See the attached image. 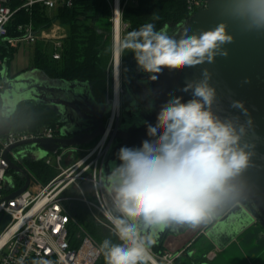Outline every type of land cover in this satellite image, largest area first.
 Returning <instances> with one entry per match:
<instances>
[{
	"label": "clouds",
	"instance_id": "1",
	"mask_svg": "<svg viewBox=\"0 0 264 264\" xmlns=\"http://www.w3.org/2000/svg\"><path fill=\"white\" fill-rule=\"evenodd\" d=\"M229 17L248 32H264V0H224ZM233 36L223 22L189 34L169 35L145 23L119 42L121 54L131 51L138 67L155 81L163 69L183 70L213 63L227 56L223 45ZM206 70L183 91L191 98H171L161 105L155 124H146L149 139L140 147L122 146L110 171L99 177L106 197L101 204L111 234L98 253L104 264H157L152 248L165 229L197 228L238 206L247 195L244 178L252 153L244 142L246 125L238 117L221 116L214 109L216 89ZM233 108L247 109L240 101ZM251 121L249 120L248 123ZM25 256L16 264H24ZM32 264H53L43 257Z\"/></svg>",
	"mask_w": 264,
	"mask_h": 264
},
{
	"label": "water",
	"instance_id": "2",
	"mask_svg": "<svg viewBox=\"0 0 264 264\" xmlns=\"http://www.w3.org/2000/svg\"><path fill=\"white\" fill-rule=\"evenodd\" d=\"M221 22L227 25V31L233 36L231 43L223 45V49L228 53L226 57L218 55L213 63L183 70L165 68L157 74L155 81L149 78L151 74L143 71L140 79L148 83L152 108L143 116L142 122L128 123L124 117L120 119L117 128L111 133V144L101 164V174H107L112 162L119 164L116 154L122 146L140 147L143 140L149 139L145 122L154 125L161 105L169 99L180 97L183 101L189 100L191 91H183L186 83L199 80L206 70L211 75L210 84L217 92L214 109L221 116L238 117L239 122L246 125L244 142L248 143V150L252 153L250 166L244 174L247 181L246 198L240 205L227 209L216 218L219 221L210 232L213 237L225 230V226H234L235 230L240 232L250 223L257 222L264 228V32L245 31L229 17L225 11L224 0H208L207 7L192 13L170 35L178 36L184 28L189 30V34L199 33ZM9 69V66L4 64L1 72L2 82L5 84L2 93L5 110L3 117L7 120L0 121V135L9 133L11 125L8 119L23 101L38 102L52 109L58 118L57 123L61 125L59 137L21 142L5 152L9 165L7 171L14 170L26 178L21 188L7 196L14 198L27 190L31 176L25 168L8 158L9 150L35 143L48 154L85 146L105 132V118L111 107L87 82L53 80L40 76L34 68L14 74H10ZM233 101L242 102L247 113L233 108ZM9 220L10 217L7 216L3 226ZM187 228L189 227L184 226L174 233L179 234ZM166 230L159 233L158 240Z\"/></svg>",
	"mask_w": 264,
	"mask_h": 264
},
{
	"label": "built area",
	"instance_id": "3",
	"mask_svg": "<svg viewBox=\"0 0 264 264\" xmlns=\"http://www.w3.org/2000/svg\"><path fill=\"white\" fill-rule=\"evenodd\" d=\"M74 0H24L22 7L31 9L35 4H41L48 9H54L58 5L72 6ZM111 5L112 15V57L107 69L105 101L110 105V112L104 127L105 132L95 140L92 147L81 150V157L63 166L65 157L71 156L72 152L60 153L56 162L44 157L35 143L12 148L8 151V158L16 165L26 169L25 159L31 157L45 162L57 169L58 174L47 184L40 183L34 175L31 176L29 187L34 184L38 187L36 193L29 187L22 194L8 198L7 196L18 187L16 178L25 183V176L14 170L7 171L9 165L5 158V152L18 143L38 139H51L60 135L61 125H47L37 130H11L5 135H0V264H16L19 257L25 256L24 264H32L34 259L41 257L51 260L53 264H100L98 249L100 243L91 235L73 216L70 203L78 201L86 206L94 219L103 227L111 229V225L102 218L101 204L106 202L102 184L99 183L101 164L105 158L110 144L111 133L117 128L122 115V86L123 54L119 51V42L127 33L129 24L123 19V10L127 4L137 3L138 0H108ZM9 0H0V45H5L14 50L22 45L35 44L40 40L49 41L53 45V57L61 58L63 48V36L56 37L47 32L38 34L34 30L32 22L21 24L18 34L9 35L8 25L18 11L8 5ZM188 9L196 12L198 9L207 7L208 0H187ZM5 61L0 57V65ZM119 86V98L116 91ZM5 90V84L0 81V94ZM2 112V108H1ZM2 114V113H1ZM3 116V115H2ZM43 151V150H42ZM37 153V155H35ZM76 157V156H75ZM12 177L11 182L6 180ZM89 188H87L88 186ZM72 186L78 190L80 196L71 193ZM86 189L97 199L96 202L89 200ZM102 217L98 215V213ZM10 220L4 226L6 217ZM73 228L77 232L72 233ZM219 250L220 248L217 247ZM153 252V250H152ZM157 264H175V257L170 252L162 254L154 253ZM179 256V254H178Z\"/></svg>",
	"mask_w": 264,
	"mask_h": 264
},
{
	"label": "trees",
	"instance_id": "4",
	"mask_svg": "<svg viewBox=\"0 0 264 264\" xmlns=\"http://www.w3.org/2000/svg\"><path fill=\"white\" fill-rule=\"evenodd\" d=\"M23 3L24 0H9L8 5L12 9H18ZM192 13L194 12L188 9L187 0H138L137 3L126 5L123 19L129 24L127 32L136 30L145 23H153L157 30L167 25L168 33L172 34ZM111 15L108 0H74L72 6L58 5L54 9L35 4L29 10L24 7L18 9L8 29L9 35L15 36L21 24L32 22L34 30L40 32L59 22L67 30L66 36L63 37L61 58L53 57L54 48L51 43L44 44L38 41L34 45L31 67L50 79L87 82L93 88H99L104 93L102 98L105 99L107 69L112 57ZM14 53V49L0 45V57L8 66L13 60ZM123 58L125 71L135 58L131 51L123 53ZM2 68L3 65H0V70ZM6 120L1 114L0 106V121ZM8 120L15 131L25 129L34 131L58 122L52 109L34 101L19 103ZM76 157L74 158L77 159ZM25 166L44 184L58 174L57 169L48 165L45 160L26 157ZM16 182L18 187L23 186L19 177L16 178ZM70 208L76 221L99 243L109 238V233L94 219L89 210L84 209L82 203L74 201L70 203ZM76 232L77 228H73L72 233Z\"/></svg>",
	"mask_w": 264,
	"mask_h": 264
},
{
	"label": "rangeland",
	"instance_id": "5",
	"mask_svg": "<svg viewBox=\"0 0 264 264\" xmlns=\"http://www.w3.org/2000/svg\"><path fill=\"white\" fill-rule=\"evenodd\" d=\"M60 25L61 24L58 22V23H55V26L51 27V28L56 29V27H58ZM48 29H50V28H48ZM49 32L52 33L51 34L52 36L53 35H56V37L61 36L57 32H54L53 30H49ZM42 42L44 44L50 43L49 41H42ZM34 45L35 44L22 45L18 49H16L15 53H14V59L10 65L12 66L14 61L17 64H20L21 65L20 67L25 66V65H29V64L31 65V63L33 61V57H34ZM112 49H113V45H112ZM123 66H124V58H123ZM24 70H27V69L16 71L15 73L21 72ZM2 71H3V68L0 70V76H1ZM38 73L40 74V76H43L40 72H38ZM125 85L126 84L123 83V81H122L123 89H125ZM132 88H133L134 92L139 91L143 94L149 92V89L141 82V80L139 78L133 80ZM94 90H96L98 93H100V98H102L104 96V93L101 92V90H99V88L98 89L94 88ZM0 106L2 109H4V105H3V101H2V93L0 94ZM94 142L89 143L85 146H81V147H75V148L72 147V148H68V149H62L60 151V153L63 154L67 150H68V152H73V150L77 149V148H81V150H84V149L92 147ZM35 149H38L41 152V154L44 155V157H46L47 159H51L53 162H56L57 155L55 153H48V154L46 153L45 154L41 148H35ZM35 155H37V153H35ZM81 155H82V151L77 153L76 158L81 157ZM66 161H67V159L65 157V159L63 160V166L64 167L68 166V163ZM6 180L8 182H11L12 177H7ZM40 183H43V182L40 181ZM72 188L73 189H71L70 192L75 194L76 196H80V193L78 192V190L75 189L74 186H72ZM29 190L33 193H36L38 190V187L36 185L32 184L29 187ZM86 196L89 200H92L94 202L97 201V199L93 196V194L87 189H86ZM83 207L85 210H88L84 204H83ZM97 213L100 217H102L99 212H97ZM102 218L104 219V217H102ZM104 230H106L109 233V238L119 242L114 236H112L111 231L108 228H105ZM196 239L194 240V241H197L196 244H194V246L191 247L189 249V251L190 250L192 251L193 248L198 249L200 247L199 244L203 240V237H201V238L199 237ZM247 241L248 242L250 241V244H247L248 243ZM261 241L264 243V228L258 223L256 225L252 226L251 228H249V230L245 231L244 234L241 235L240 237H238L236 240H234L233 243L230 245L229 250L226 251L225 254L220 253V251L217 249V247H212V246L211 247L206 246L205 248L203 247L204 253L206 254V256L203 257V259L204 260L206 259L208 261V264H264V244L261 246V244H260V243H262ZM257 246H260V248L257 249L256 248ZM203 249H201V251ZM199 254L200 253H197L196 255L198 256ZM183 261H185V259L181 258V263H183ZM99 263L104 264L103 258H101L99 260ZM176 264H178V262H176Z\"/></svg>",
	"mask_w": 264,
	"mask_h": 264
},
{
	"label": "flooded vegetation",
	"instance_id": "6",
	"mask_svg": "<svg viewBox=\"0 0 264 264\" xmlns=\"http://www.w3.org/2000/svg\"><path fill=\"white\" fill-rule=\"evenodd\" d=\"M170 35V34H169ZM143 74V71L138 67L136 60H134L133 62L130 63V67L128 70L122 71V81L123 83H125V89H124V93L122 95V115H121V119L124 117L128 123H138L139 121L142 122L143 121V116L146 115V112L148 113L151 108H152V103L149 97V92L148 93H141L139 91H133L132 88V82L134 79H140V75ZM141 82L148 88V83L147 81H142V79H140ZM108 115L105 118V121L107 120ZM120 121V120H119ZM119 124V123H118ZM60 135H57V137H59ZM94 142V141H93ZM219 220H213L211 223L207 224V225H201L199 227V236L202 234H205L209 239H211L214 242H230L232 240H236V238L238 237L240 232H244L247 229L251 228L252 226L258 224L257 222H252L250 223L248 226H246L243 230H241L240 232H237L235 230L234 226H231L230 228H228L227 226L224 227V229L222 232L216 234V237H213L211 235V231L214 228L215 224L218 222ZM184 227V226H183ZM183 227H177L175 229H167L165 232H163V236L161 237L160 240H158L160 238V236L158 235V237L156 238V243L153 246L152 250L154 253L156 254H162L164 252H170L174 255L175 259H179L180 257H182L183 254H186V257L188 258V263L189 264H208L205 260L204 261H196L195 259H192V257H190V255H192L191 253H189L188 251V247L184 248L183 250L177 252V254L175 255L174 252H172L169 249L165 248L166 242L169 239V237H177L185 232H187L189 229H191V227L187 228L184 232H181L179 234H175L174 231H178L180 229H182ZM191 245V243H190ZM179 254V256H178ZM184 258V259H187Z\"/></svg>",
	"mask_w": 264,
	"mask_h": 264
},
{
	"label": "crops",
	"instance_id": "7",
	"mask_svg": "<svg viewBox=\"0 0 264 264\" xmlns=\"http://www.w3.org/2000/svg\"><path fill=\"white\" fill-rule=\"evenodd\" d=\"M55 26V23L53 24V26L52 27H54ZM49 30H53L54 32H57L58 34H60L61 36H66V34H67V30H66V28L63 26V25H60V26H58V27H56V29H54V28H51L50 27V29H42L40 32H38V34H40L41 32H47V33H49V34H51L50 32H49ZM40 41H43V40H40ZM51 43V42H50ZM13 59H14V57H13ZM13 61V60H12ZM11 61V62H12ZM11 62H10V64H11ZM9 64V68H10V70H9V73L10 74H13V73H15L16 71H20V70H23V69H27V70H30L31 68H34V67H31V65L29 64V65H25V66H22V67H20L21 65L20 64H17V63H15V61H14V63H13V65L11 66ZM35 69V68H34ZM37 70V69H36ZM39 72V71H38ZM1 77H2V73H1ZM99 94V96H100V93H98ZM103 96V95H102ZM104 97V96H103ZM2 115H4V113H5V110H3L2 109ZM77 151H73L72 153H71V156H68L66 159H67V163H68V165L71 163V161L73 160V158L75 157V156H77ZM200 227V226H199ZM199 227H197V228H191V229H189L187 232H185V233H183V234H181V235H179V236H177V237H169V239L167 240V242H166V245H165V248L166 249H169V250H171L172 252H174L175 253V255L177 254V252H179V251H181V250H183L184 248H187L188 246V251H189V249L191 248V247H193L194 246V244H196V242L197 241H194L196 238H201V237H203V240L201 241V243L199 244L200 245V247L197 249H195V248H193L192 249V251L190 250L189 251V253H191L192 255H190V257H192V259H195L196 261H198V262H202V261H204V259H203V257H205L206 256V254L204 253V249H203V247L205 248L206 246H209V247H219L220 249H219V251H220V253H222V254H225V252L226 251H228L229 250V248H230V245L233 243V241L234 240H232V241H230V242H227V243H225V242H223V243H221V242H214V241H212L211 239H209L205 234H202V235H200L199 236ZM247 230H249V229H247ZM246 230V231H247ZM245 232V231H244ZM244 232H240L239 233V235H238V237H240L241 235H243L244 234ZM237 237V238H238ZM236 238V239H237ZM197 240V239H196ZM248 242V241H247ZM262 242V241H261ZM190 243H191V245H190ZM247 244H250V241L247 243ZM261 244V246L264 244L263 242L262 243H260ZM257 249L258 248H260V246H257L256 247ZM201 249H203L202 251H201ZM254 249V248H253ZM197 253H200L198 256L196 255ZM181 258H187L186 257V254H183L182 255V257H180L179 259H176L175 260V264H176V262H178V264H189L188 263V258L187 259H185V261H183V263H181ZM202 258V259H201ZM205 261L208 263V261L205 259Z\"/></svg>",
	"mask_w": 264,
	"mask_h": 264
},
{
	"label": "bare ground",
	"instance_id": "8",
	"mask_svg": "<svg viewBox=\"0 0 264 264\" xmlns=\"http://www.w3.org/2000/svg\"><path fill=\"white\" fill-rule=\"evenodd\" d=\"M119 86L117 85V91H116V95H117V99L119 98Z\"/></svg>",
	"mask_w": 264,
	"mask_h": 264
}]
</instances>
